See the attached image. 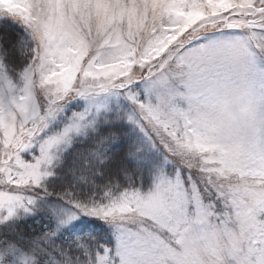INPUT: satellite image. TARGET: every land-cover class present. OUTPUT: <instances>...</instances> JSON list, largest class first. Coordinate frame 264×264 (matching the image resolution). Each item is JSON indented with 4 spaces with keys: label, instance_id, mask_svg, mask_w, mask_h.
<instances>
[{
    "label": "snow or ice",
    "instance_id": "1",
    "mask_svg": "<svg viewBox=\"0 0 264 264\" xmlns=\"http://www.w3.org/2000/svg\"><path fill=\"white\" fill-rule=\"evenodd\" d=\"M0 264H264V0H0Z\"/></svg>",
    "mask_w": 264,
    "mask_h": 264
},
{
    "label": "trees",
    "instance_id": "2",
    "mask_svg": "<svg viewBox=\"0 0 264 264\" xmlns=\"http://www.w3.org/2000/svg\"><path fill=\"white\" fill-rule=\"evenodd\" d=\"M13 28V27H12ZM8 28L7 31L10 29L11 31H8V33L10 34V36L14 37L15 34L19 31L18 29L14 28ZM18 31H16V30ZM117 154L118 155H122V151L120 149H117ZM133 165H131L130 163L128 164V167L131 168ZM48 223L47 218L42 214V213H38L34 218L28 219L26 222H24V224H22L21 226L24 227L25 229H28L29 227L31 229H35V232H31L30 234L32 235H39L40 233L46 231L47 229L44 227L45 224ZM82 228L83 231H87V230H92L94 233H96L97 235H102L104 230L102 228V226L98 223H94V222H85L82 224L77 225V229ZM99 228V232H96V229ZM57 243L59 244L60 241H57Z\"/></svg>",
    "mask_w": 264,
    "mask_h": 264
},
{
    "label": "rangeland",
    "instance_id": "3",
    "mask_svg": "<svg viewBox=\"0 0 264 264\" xmlns=\"http://www.w3.org/2000/svg\"><path fill=\"white\" fill-rule=\"evenodd\" d=\"M8 28H12V27H8ZM8 28H7V29H8ZM12 29H14V28H12ZM15 30H16V29H15ZM8 31H11V30L9 29ZM16 31H18V30H16ZM79 229L82 230L81 227H80Z\"/></svg>",
    "mask_w": 264,
    "mask_h": 264
}]
</instances>
